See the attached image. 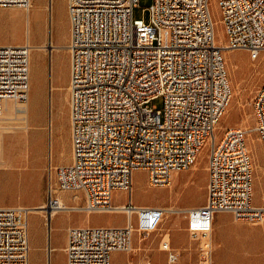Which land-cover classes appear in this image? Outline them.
<instances>
[{"label": "built area", "instance_id": "1", "mask_svg": "<svg viewBox=\"0 0 264 264\" xmlns=\"http://www.w3.org/2000/svg\"><path fill=\"white\" fill-rule=\"evenodd\" d=\"M217 3L225 47L256 59L264 49V0ZM136 6L139 0H68L72 161L55 167L46 209L66 208L56 188L83 191L82 209L93 213L115 211V193L126 192V225L68 229V264H112L113 252L129 250L134 231L156 232L164 220L162 206L134 201V172L146 171L152 187L167 186L171 173L194 166L211 141L206 201L187 213L188 231L200 240L199 264H211L217 213L253 224L264 219V207L254 203L247 131L227 126L216 138L222 117L215 108L226 111L233 87L212 3L154 0L148 22L134 17ZM31 49L0 45V112L4 99H27ZM159 98L162 108L153 103ZM253 107L264 150V82ZM29 213L25 205H0V264H30Z\"/></svg>", "mask_w": 264, "mask_h": 264}, {"label": "rangeland", "instance_id": "2", "mask_svg": "<svg viewBox=\"0 0 264 264\" xmlns=\"http://www.w3.org/2000/svg\"><path fill=\"white\" fill-rule=\"evenodd\" d=\"M153 1L139 0V6L134 8V17L148 22ZM211 3L216 20V41L224 44L226 33L221 9L217 0H211ZM26 42L33 47L30 55L29 116L25 110H21L26 108V104H18L21 109L15 114L16 118L6 125H24L28 117L30 128L25 130L16 127L0 132V145L6 150V154L0 155V205L37 208L47 204L50 182H53L54 187L57 186L55 167L69 164L66 162L72 158L68 0H31L29 8L0 6V43ZM224 55L233 96L217 126L216 138L221 136L227 126H238L247 131L248 147L254 160V203L262 206L264 150L255 131L253 103L264 82V49L256 59L245 49H226ZM153 103L162 108L163 99H156ZM210 147L211 143L207 142L194 166L181 171L169 186L152 187L148 183L146 171L134 172L132 195L136 203L173 206L178 211L165 212L163 223L156 232L144 234L134 231L132 250L118 251L112 258V264H143L146 258L152 264L200 263V240L189 233L187 214L181 210L190 203L200 206L206 201ZM4 158L9 160V166L3 163ZM51 159L54 165L52 172ZM74 193L55 190V194L62 196L67 204L83 206L85 193L80 191L77 200L73 197ZM125 199L126 192L115 193V203H122ZM41 214L42 219L36 213L29 214L31 264H49V247L61 238L62 229H58V226L82 219L85 220L83 225L108 226L113 224L111 218L116 212H94L87 217L86 212L62 210L51 224L49 214L43 211ZM226 214L237 226L233 230H216L215 218L211 264H264V230L253 228L260 226V223L237 220L232 213ZM226 214L218 213L216 217L224 222L228 216ZM167 234H170L169 241L174 249L172 253L178 255L175 261L169 260L170 251L161 249L163 241L168 239ZM52 264H61L57 250L53 251Z\"/></svg>", "mask_w": 264, "mask_h": 264}, {"label": "crops", "instance_id": "3", "mask_svg": "<svg viewBox=\"0 0 264 264\" xmlns=\"http://www.w3.org/2000/svg\"><path fill=\"white\" fill-rule=\"evenodd\" d=\"M0 44H4V43H0ZM25 104H26V108H24V109L19 108V109L25 110L26 111V115H27V113H29V104H28V101ZM17 106H16V104L14 102H12L10 100H8V101L5 102L3 116H0V132H3L4 130H12V128H16L17 127V126L13 127L12 125H10V126H7L6 125V123H8L11 119H14L15 114L19 112ZM27 116H29V115H27ZM26 119H27V121H26L27 124H30L28 117H26ZM3 153L6 154V150L0 145V155L2 156ZM2 161L3 160H1V162ZM8 161L9 160H7V159L4 158V162L3 163H6L7 166H9ZM70 162L67 161L66 163H70ZM180 174H181L180 172L175 173L173 175V179L175 177L179 176ZM61 199H62L63 203H65V205H67V206L70 205V204H67L63 200V198H61ZM137 204L138 205H153V204H149V203H137ZM42 205H44V204H42ZM191 207H195V204H191L190 203V204H188V207H185V208H191ZM59 212H56L55 214H53L51 216V218H50V224H51L52 219L55 218L58 215ZM32 213L38 214L39 217L42 219L43 214H41V212H32ZM219 213L220 214H226V212H219ZM91 214L92 213H86L87 217L91 216ZM112 215H113V217L111 218V220H112L113 224H109L108 226H124L129 221L127 214L125 212H123V211L116 212V214H112ZM217 215H218V213L216 214V216ZM226 215H228V214H226ZM216 216H215V218H216V230H233L237 226L235 223H233L231 221V218L229 217V215L227 216L226 221H224V222H221V219L219 220V218H217ZM120 217H121V219H120ZM83 223H85V220L82 219V220H77L74 223L67 224L65 226H60V227L58 226L57 227L58 229H62V230H60V232H61V238L57 241V243L54 246L51 245L49 247V255H50L49 256L50 257L49 258V264H52V254H53V251L54 250H57V256H58L61 264H68V256H67V252H66V247H67V244H68V229L71 226H85V225H83ZM256 224H258V223H256ZM253 228H262L264 230V222L260 223V226H255ZM52 231L53 230H51V241H50V243H52ZM30 247H31V244H30ZM117 253H119V252L118 251L113 252L112 258ZM30 264H31V262H30Z\"/></svg>", "mask_w": 264, "mask_h": 264}, {"label": "bare ground", "instance_id": "4", "mask_svg": "<svg viewBox=\"0 0 264 264\" xmlns=\"http://www.w3.org/2000/svg\"><path fill=\"white\" fill-rule=\"evenodd\" d=\"M11 6H18V5H16V4H11ZM22 7H25V8H29L30 6H31V0H29V2L27 3V4H24V5H21ZM68 17H69V14H68ZM216 21V20H215ZM69 35H70V21H69ZM217 42V41H216ZM27 43V42H26ZM0 45H2V44H0ZM223 47H224V52H225V50L227 49V50H230V49H228V48H226L225 46H226V42L224 43V44H221ZM33 48V47H32ZM32 50V49H31ZM70 51V50H69ZM71 54V53H70ZM30 64H31V62H30ZM70 72H71V68H70ZM236 94V93H235ZM232 96H233V94H232ZM29 99V100H28ZM232 99V98H231ZM8 100H10V101H12V102H14L15 104H16V106L18 105V104H25V103H27V101H28V104H29V102H30V91H29V93H28V96H27V99L25 100V101H20V100H16V99H13V98H7V99H4L3 101H2V105H1V107H2V109H1V112H0V116H2L3 115V112H4V104H5V102L6 101H8ZM231 101V100H230ZM230 104V103H229ZM229 106V105H228ZM17 108H18V110H19V106H17ZM228 108V107H227ZM36 109H38V105L36 106ZM227 110V109H226ZM226 111H223V114H222V108H215V117H223V115H224V113H225ZM14 118H16V116H14ZM27 119L25 120V123H24V125H21V126H17V127H20V128H23V129H28L29 127H30V124H27ZM17 122V121H16ZM6 128V127H5ZM7 129V128H6ZM208 142H210L211 143V141H208ZM71 161H72V158H71ZM51 164H50V170H51V172L53 171V167H54V165L52 164V159H51V162H50ZM71 163V162H70ZM207 169H208V166H207ZM184 171V170H183ZM177 172H181V171H173L172 173H171V178H170V182H169V184H168V186L169 185H171L172 184V182H173V175L175 174V173H177ZM61 192H65V191H61ZM67 192H71V191H67ZM79 194H80V191H77V192H75L74 194H73V197H74V199H79L80 198V196H79ZM56 196H57V198L60 200V202H62L63 203V201H62V197L60 196V195H58V194H55ZM61 197V198H60ZM64 205H65V203H63ZM118 207L115 209V211H112V212H119V211H123V212H125L126 214H127V211H126V209L124 208V202H122V203H115ZM119 204V205H118ZM66 206V208L65 209H60V210H57V209H52V210H45V208L47 207V204H44V205H41L40 207H37V208H29L30 209V213H32V211H33V209H35L33 212H44L45 214H46V212H48V214H49V219L51 218V216L53 215V214H55L56 212H59V211H62V210H66V211H82V212H86V213H93V212H89V211H86V210H84V209H82V206H80L79 204H73V205H69V206H67V205H65ZM263 207H264V205H262ZM162 208H164V211L165 212H175V211H178V209H176L175 207H162ZM192 208V207H191ZM190 210V208H186V209H184V210H181L183 213H185V214H187L188 213V211ZM29 213V214H30ZM127 216H128V214H127ZM128 220H129V218H128ZM132 220H134V216H132ZM129 222V221H128ZM262 222H264V219L261 221V222H259V223H262ZM256 224V223H255ZM235 231H246V230H235ZM212 234H213V231H212ZM165 237V236H164ZM168 238V239H167ZM212 238H213V236H212ZM212 238H211V241H212ZM166 239L167 240H165V241H163V244H162V247H161V249H164V250H167V251H170L171 253H170V255H169V260H171V261H175V260H177L178 259V255L177 254H175V253H172V251L174 250L173 249V247H172V245L170 244V241L169 240H171L170 239V234H167L166 235ZM141 240H144V239H141ZM132 248H133V238H132V243H131V246H130V248H129V250L128 251H130V250H132ZM212 248H213V243H212ZM144 262H143V264H152V262L150 261V259H148V258H146V259H144L143 260ZM169 264H171V263H169Z\"/></svg>", "mask_w": 264, "mask_h": 264}]
</instances>
